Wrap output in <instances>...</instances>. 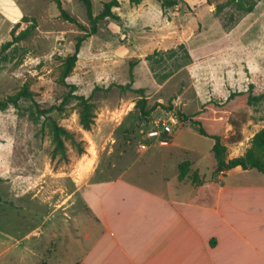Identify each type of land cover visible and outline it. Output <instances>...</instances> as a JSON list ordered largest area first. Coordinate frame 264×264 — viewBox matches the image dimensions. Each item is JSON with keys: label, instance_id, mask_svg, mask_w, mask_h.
<instances>
[{"label": "rangeland", "instance_id": "rangeland-1", "mask_svg": "<svg viewBox=\"0 0 264 264\" xmlns=\"http://www.w3.org/2000/svg\"><path fill=\"white\" fill-rule=\"evenodd\" d=\"M60 1L90 31L81 0ZM108 1L90 0L92 14ZM118 1L62 80L64 60L86 32L61 19L54 0H0V102L22 88L33 93L0 110V264H71L85 252L100 226L73 194L77 186L92 185L83 192L97 210L114 192L105 183L121 175L160 193L190 190L192 171L183 166L178 183L179 164L192 161L208 175L214 160L213 140L193 133L190 120L221 137L227 158L264 128V101H254L264 94V0L230 30L214 17L226 0H178L165 11L156 0ZM23 16L36 28L4 49L29 26ZM179 44L190 63L157 82L146 56ZM77 96L92 106L90 130L81 126ZM170 116L178 119L174 144L159 147L147 132Z\"/></svg>", "mask_w": 264, "mask_h": 264}, {"label": "crops", "instance_id": "crops-1", "mask_svg": "<svg viewBox=\"0 0 264 264\" xmlns=\"http://www.w3.org/2000/svg\"><path fill=\"white\" fill-rule=\"evenodd\" d=\"M188 162L200 185L184 182L190 190L160 193L121 175L105 183L114 192L101 210L83 192L92 185L77 186L73 194L87 203L100 231L71 264H264V175L237 167L220 177L214 160L205 175Z\"/></svg>", "mask_w": 264, "mask_h": 264}, {"label": "trees", "instance_id": "trees-1", "mask_svg": "<svg viewBox=\"0 0 264 264\" xmlns=\"http://www.w3.org/2000/svg\"><path fill=\"white\" fill-rule=\"evenodd\" d=\"M129 1L130 3L135 5H138L141 2V0ZM156 1L158 3L160 2L163 11L174 8L178 3V0ZM258 1L259 0H226L225 2L217 4L215 6L214 17H219V21L224 30H230L244 15L252 12ZM54 2L61 19L71 24H75L82 31H85L84 27L63 8L62 2L60 0H54ZM81 2L86 10L90 31H85L86 35L77 39L73 53L65 58L61 71L62 80L68 77L72 72L75 63L77 62V56L81 47V43L85 39V37L95 34L99 21H102L106 18H114L115 16L112 12V9L119 7L118 0H110L103 3L101 12L98 15L94 16L92 14L90 0H81ZM221 14L223 16H220ZM22 21L29 23V26L21 30L16 36L12 34L11 41L7 42L3 46L4 49L12 44L27 39L31 35L32 30L36 28L35 19L23 16ZM145 59L149 62V66L154 79L159 83L166 81L168 78L173 76L175 72L188 65L191 61L190 55L183 44H179L177 47L166 51H154L152 54L147 55ZM166 61H170V63L167 64ZM131 69L132 65L130 66V69H128L130 75V83H132L133 78ZM120 87L124 88L123 86ZM126 87H130V85H127ZM72 89H74V87H72ZM32 96V92H30L27 88H22L15 95L8 97L4 101H1L0 110L6 109L10 104L13 106H17L19 100L32 99ZM76 99L79 101V105L81 107V126L85 130H90L91 120L89 117H91L92 106L88 103V99H85L83 96H77ZM261 100L264 101V94L254 98V101L256 102ZM189 128L193 133L213 140L214 143L211 148V152L215 160V174H218L221 171L229 172L230 170L239 167L242 170H256L257 172L264 175V128L253 134L249 141V145L244 151L243 155L230 159L227 158L226 147L225 144L221 142L220 136L216 135V133L207 132L204 129L203 125L195 120H190ZM235 133L238 134L237 132ZM239 141H241V138L237 140V142ZM183 166H185V170L189 172L190 163L188 161H184L179 164V181L183 180L184 175L186 174L182 172ZM186 177L188 180H190L191 183H193V185H200L202 183L198 178L199 176L197 172L189 173ZM41 264H46V262L43 260Z\"/></svg>", "mask_w": 264, "mask_h": 264}, {"label": "built area", "instance_id": "built-area-1", "mask_svg": "<svg viewBox=\"0 0 264 264\" xmlns=\"http://www.w3.org/2000/svg\"><path fill=\"white\" fill-rule=\"evenodd\" d=\"M178 124L177 117L170 116L167 120H159L156 126L147 132V138L157 144L159 147H167L171 143L173 126ZM145 150V146H140ZM225 174V171L218 173L220 177Z\"/></svg>", "mask_w": 264, "mask_h": 264}]
</instances>
